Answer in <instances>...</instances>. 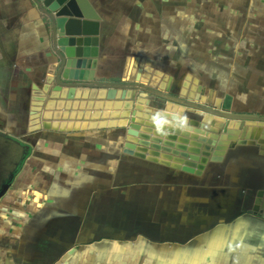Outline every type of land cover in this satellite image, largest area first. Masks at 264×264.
I'll return each instance as SVG.
<instances>
[{
	"label": "crops",
	"instance_id": "crops-1",
	"mask_svg": "<svg viewBox=\"0 0 264 264\" xmlns=\"http://www.w3.org/2000/svg\"><path fill=\"white\" fill-rule=\"evenodd\" d=\"M87 1L99 18L61 35L44 0H0V264H264V0ZM78 36L99 39L95 86L137 89L133 110L183 136L241 120L235 146L201 168L129 155L90 89L31 132L33 88L49 97Z\"/></svg>",
	"mask_w": 264,
	"mask_h": 264
},
{
	"label": "water",
	"instance_id": "water-1",
	"mask_svg": "<svg viewBox=\"0 0 264 264\" xmlns=\"http://www.w3.org/2000/svg\"><path fill=\"white\" fill-rule=\"evenodd\" d=\"M43 3L52 12L55 27L60 30L61 35L67 34V24L73 23L72 20L99 18L87 0H44ZM74 25L73 31L71 30L72 34L79 35L85 30L83 24L74 22ZM75 43L80 48L83 46H90V48L80 51L77 56L64 52V57L58 59L61 71L56 77V85L51 89L49 97L42 88L38 86L33 88L30 113L31 132L39 131L47 126L42 121L72 120L73 114H63L58 109L65 105L67 109L75 105L72 102L80 99L79 91L90 89V93L87 92L91 94L87 97L88 99L86 98L88 94H86L81 100H96V94L97 100H100L96 108L105 109L102 114L98 112L92 119H108L107 127L110 128L127 127L124 153L129 155L154 162H159L161 159L169 162L168 165L176 169L182 168L187 162L192 163L193 166L199 164L197 166L201 168L208 158L216 161L229 148L235 146L243 121L226 119L209 113L205 114L192 130L194 134L202 136L201 139L180 135L175 132L174 126L169 125H161L163 131H157L155 124L157 117L151 118L133 110L134 102L141 103L144 99L138 95L137 89L98 87L92 83L98 62L99 39L78 36ZM174 105L181 106L177 103ZM43 108L44 111H42ZM168 109H171V103L168 104ZM217 123H220L221 127L216 133L204 128V125L213 127ZM179 127L187 128L186 125ZM204 143H208L211 155L202 152ZM9 185L8 183L3 186L0 196L4 194Z\"/></svg>",
	"mask_w": 264,
	"mask_h": 264
},
{
	"label": "clouds",
	"instance_id": "clouds-1",
	"mask_svg": "<svg viewBox=\"0 0 264 264\" xmlns=\"http://www.w3.org/2000/svg\"><path fill=\"white\" fill-rule=\"evenodd\" d=\"M187 122V118L181 116L180 120L178 122V126H184ZM167 123L166 121H161V120H155V124L157 126V131H163V128L161 127V125Z\"/></svg>",
	"mask_w": 264,
	"mask_h": 264
},
{
	"label": "rangeland",
	"instance_id": "rangeland-1",
	"mask_svg": "<svg viewBox=\"0 0 264 264\" xmlns=\"http://www.w3.org/2000/svg\"><path fill=\"white\" fill-rule=\"evenodd\" d=\"M247 8H249V7H247ZM252 8V10L254 11L255 9H257V12H258V14H264V5H258V7H251ZM1 144V146H0V151H3L4 153H7L10 149L8 148V147H6L7 145H5V143H0ZM4 161H6V160H4Z\"/></svg>",
	"mask_w": 264,
	"mask_h": 264
},
{
	"label": "trees",
	"instance_id": "trees-1",
	"mask_svg": "<svg viewBox=\"0 0 264 264\" xmlns=\"http://www.w3.org/2000/svg\"><path fill=\"white\" fill-rule=\"evenodd\" d=\"M29 152H30L29 148L26 149V151H25V153H24V156H23V157H24L23 159H25V158L29 155ZM22 162H23V161H19L18 168L21 167Z\"/></svg>",
	"mask_w": 264,
	"mask_h": 264
},
{
	"label": "flooded vegetation",
	"instance_id": "flooded-vegetation-1",
	"mask_svg": "<svg viewBox=\"0 0 264 264\" xmlns=\"http://www.w3.org/2000/svg\"><path fill=\"white\" fill-rule=\"evenodd\" d=\"M2 163V161H0V164Z\"/></svg>",
	"mask_w": 264,
	"mask_h": 264
}]
</instances>
